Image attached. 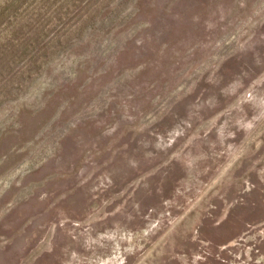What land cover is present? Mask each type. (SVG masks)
<instances>
[{
  "label": "rangeland",
  "instance_id": "374dc122",
  "mask_svg": "<svg viewBox=\"0 0 264 264\" xmlns=\"http://www.w3.org/2000/svg\"><path fill=\"white\" fill-rule=\"evenodd\" d=\"M0 264H264V0H0Z\"/></svg>",
  "mask_w": 264,
  "mask_h": 264
}]
</instances>
